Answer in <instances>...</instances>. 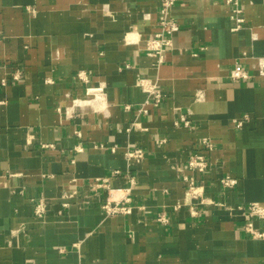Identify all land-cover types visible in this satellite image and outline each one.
Instances as JSON below:
<instances>
[{"label": "crops", "instance_id": "crops-1", "mask_svg": "<svg viewBox=\"0 0 264 264\" xmlns=\"http://www.w3.org/2000/svg\"><path fill=\"white\" fill-rule=\"evenodd\" d=\"M159 4L0 0V264H264V238L244 231L240 209L264 206V0H177L160 64L148 50ZM234 67L251 78L232 79ZM130 146L143 150L132 163ZM192 154L204 173L187 168ZM184 177L201 197L189 199ZM131 178V211L106 215V186Z\"/></svg>", "mask_w": 264, "mask_h": 264}, {"label": "built area", "instance_id": "built-area-1", "mask_svg": "<svg viewBox=\"0 0 264 264\" xmlns=\"http://www.w3.org/2000/svg\"><path fill=\"white\" fill-rule=\"evenodd\" d=\"M177 0H160V4L157 10V20L160 25V30L156 35L148 41L149 54L157 58V63L160 64L165 57V52L172 49V37L179 30V24L170 16L171 8L174 6ZM226 3H234L237 5V0H225ZM241 9L237 6L232 10L231 20L233 21L232 30H237L241 27L243 18L239 15ZM256 69L260 76L264 77V56L258 57L256 59ZM230 76L234 80H245L251 78L250 73L239 67H234L230 71ZM14 80H19L20 72H16L12 75ZM6 79H1V84H5ZM136 84L140 86L144 92L147 94V99L145 104H151L153 106H158L162 100V95L159 92L158 86L149 82L147 79L138 78ZM199 97V96H198ZM1 103V101H0ZM141 111L146 112L144 107L140 108ZM247 118L244 115L241 119L236 121V125L240 126L243 121ZM179 122L183 125H188V121L185 116H180ZM175 124H178L176 122ZM200 143L206 148L211 149V142L209 139L202 138ZM143 156L142 148L138 146H130L125 152V158L128 163L138 161ZM208 161L202 154H192L187 161V168L195 170L200 173H204L207 170ZM114 173L118 174L119 171L116 170ZM186 181V195H188L190 200H196L201 197V191L195 180L192 177H184ZM107 183L105 180L95 179L91 182L93 186H100ZM221 183L224 187H229L234 185L235 180L229 176H224L221 178ZM131 184H133L132 178L130 179V185L128 187H112L105 185L107 189V197L105 202L102 204V209L106 215H114L120 213H129L131 211ZM200 202H203L200 201ZM189 212L191 215L195 216L198 214V209L196 203L189 201ZM242 215L247 218V222L244 224V231L254 238H264V232L258 231L254 228L252 220L260 219L264 220V206L257 202L248 204L245 207H241ZM44 210L41 202L35 205V213L40 215ZM158 220L165 222V218L161 215Z\"/></svg>", "mask_w": 264, "mask_h": 264}]
</instances>
